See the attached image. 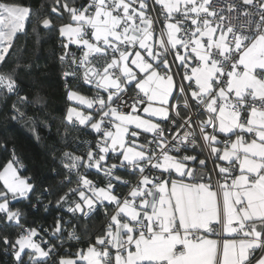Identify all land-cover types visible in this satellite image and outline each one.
<instances>
[{"label": "snow or ice", "instance_id": "1", "mask_svg": "<svg viewBox=\"0 0 264 264\" xmlns=\"http://www.w3.org/2000/svg\"><path fill=\"white\" fill-rule=\"evenodd\" d=\"M151 4L51 0L37 19L52 30L53 17H69L57 29L74 102L66 120L96 136L82 142L84 154L62 153L66 183L74 174L76 185L56 206L73 218L103 209L104 223L86 248L53 260L56 248L42 235L49 229L26 227L12 207L35 190L13 150L0 170V224L21 231L0 244L15 264H264V0H229L226 9L216 0ZM226 12L248 19L238 28ZM32 16L30 6L0 0V65ZM80 82L94 94H81ZM0 92L29 103L11 72H0ZM18 104L11 120L26 116ZM93 170L102 183L89 178ZM71 223L57 216L50 235Z\"/></svg>", "mask_w": 264, "mask_h": 264}, {"label": "trees", "instance_id": "2", "mask_svg": "<svg viewBox=\"0 0 264 264\" xmlns=\"http://www.w3.org/2000/svg\"><path fill=\"white\" fill-rule=\"evenodd\" d=\"M16 2L30 6L33 16L31 22L26 24L25 32L18 34L6 63L0 65V72H11L15 75L19 95L26 96L29 103L20 105L16 94L0 92V170L13 159L15 150V156L23 165L19 173L22 177L31 178L35 190L30 194L31 200L14 201L12 207L21 210L23 213L21 223L26 227L49 229V233L42 235L55 246L56 254L52 259L58 260L61 256L74 255L79 248H86L89 238L93 237L104 223L103 209L97 211L91 218L79 214L73 218L65 208L56 206L59 197L76 185L74 174L70 177L72 183H66L69 176L61 163L62 153L73 151L77 155H82L87 151V145L82 142L94 143L96 136L90 129L70 124L66 120L67 109L74 105V102L68 101L66 96L62 77L65 65L59 59L63 50L57 29L61 23L69 22V17L67 14L63 19L53 17L57 28L47 30L37 23V19L50 14L51 0ZM86 2L87 0H76L77 5ZM76 87L83 95L94 94V90L83 82ZM13 103H17L21 111L26 113L25 118L10 119L14 114ZM27 117H32V121L27 120ZM143 139L144 137H141L142 141ZM185 154L195 153L188 151ZM118 174L125 179H134L124 171ZM89 176L98 183L103 182L102 176L94 170ZM118 191L125 193L127 188L121 186ZM38 198L40 203H37ZM57 216H62L65 220L71 219L72 223L67 225L62 234L52 237L50 231ZM69 229L76 232L78 239L67 238L66 231ZM20 231L21 229L14 226L0 224V237L8 235L14 239ZM3 248L4 246L0 244V264H15L11 250L5 253ZM24 259L27 260V256Z\"/></svg>", "mask_w": 264, "mask_h": 264}, {"label": "built area", "instance_id": "3", "mask_svg": "<svg viewBox=\"0 0 264 264\" xmlns=\"http://www.w3.org/2000/svg\"><path fill=\"white\" fill-rule=\"evenodd\" d=\"M228 2H229V0H216V3H217V5L218 6H223V7H225V9L227 8V5H228ZM235 2L237 3V4H239L240 3V0H235ZM149 3H150V9L152 8V4H151V0H149ZM249 12H252V13H255L256 12V9L255 8H248L247 9ZM159 12H160V6L159 5H155V8L153 9V10H151L150 12H149V14L150 15H153L154 17L155 16H157V15H159ZM226 15H229V16H231V17H233V19H232V23L234 24V25H236L238 28L242 25V24H245L246 23V21H247V17H245V16H243V14H242V12H240V13H236V12H233V13H225ZM236 17H238V19L236 18ZM254 18H258V17H254ZM160 19L162 20V17H160ZM134 94V93H133ZM182 114H185L186 115V113H182ZM149 139L151 138V135L148 137ZM183 154H185V153H183ZM213 167V165H212V163H211V160H209V163H208V168L209 169H211ZM89 178L90 179H92L90 176H89ZM93 180V179H92ZM129 180H133L134 181V179H129ZM94 181V180H93ZM69 231H73V229H69V230H67L66 232V234H67V238L68 239H77V238H75V237H78V235L76 234V232H74V237L73 238H70L69 237V235H68V233H69ZM55 256V255H54Z\"/></svg>", "mask_w": 264, "mask_h": 264}, {"label": "crops", "instance_id": "4", "mask_svg": "<svg viewBox=\"0 0 264 264\" xmlns=\"http://www.w3.org/2000/svg\"><path fill=\"white\" fill-rule=\"evenodd\" d=\"M147 135H149V134H147ZM67 256H70V255H67Z\"/></svg>", "mask_w": 264, "mask_h": 264}, {"label": "rangeland", "instance_id": "5", "mask_svg": "<svg viewBox=\"0 0 264 264\" xmlns=\"http://www.w3.org/2000/svg\"><path fill=\"white\" fill-rule=\"evenodd\" d=\"M72 106H74V105H72ZM83 110V109H82Z\"/></svg>", "mask_w": 264, "mask_h": 264}]
</instances>
